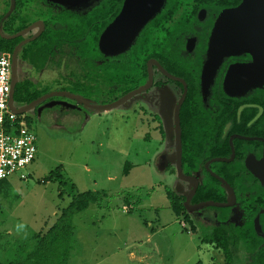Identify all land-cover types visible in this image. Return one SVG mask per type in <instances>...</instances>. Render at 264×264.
<instances>
[{
    "label": "rangeland",
    "instance_id": "1",
    "mask_svg": "<svg viewBox=\"0 0 264 264\" xmlns=\"http://www.w3.org/2000/svg\"><path fill=\"white\" fill-rule=\"evenodd\" d=\"M109 87L83 82L79 96L107 104ZM131 102L100 113L79 105L21 114L37 153L23 171L26 180L16 174L0 183V264L23 261L36 247L34 236L46 233L74 195L87 192L98 200L71 218L67 264H223L221 252L203 241V210L187 211L189 223L171 209L167 192L179 195L178 186L189 183L166 171L173 153L171 160L160 157L158 131L126 109ZM164 134L172 147L173 131Z\"/></svg>",
    "mask_w": 264,
    "mask_h": 264
},
{
    "label": "flooded vegetation",
    "instance_id": "2",
    "mask_svg": "<svg viewBox=\"0 0 264 264\" xmlns=\"http://www.w3.org/2000/svg\"><path fill=\"white\" fill-rule=\"evenodd\" d=\"M102 1L64 0L65 4L61 5L46 0H27L23 3L14 0V8L6 17L7 12L11 9L12 0H0V55L9 56L10 71L14 49L18 44L28 40L40 30L38 22H42L44 25L40 36L44 33L46 24L43 20L37 19L38 16L44 18L57 16L66 18L85 17L90 15L93 10L99 9ZM220 12L200 9L196 13L195 20L191 22L190 28L185 32L182 31L181 38L179 37L174 44L179 51V56L164 58L161 51H157L154 57L145 61L146 78L143 84L137 87H134L135 81L131 69L125 75L120 74L119 64L124 61L125 51L107 56L104 59H98L93 62L92 67H87L88 63L76 59L69 43H66L60 51H56L54 57L43 69H34L19 53L25 45L36 41L40 36L24 44L17 54V83L22 80H29L36 85L39 83L52 84L55 86L52 87L51 92H68L71 94H74L72 90L76 87L78 95H80L83 82L106 83L103 80L101 68L104 62L109 61L111 63L109 88L113 93V99L110 103H112L147 85L149 80L148 65L150 64L152 72L150 87L132 96L130 98L132 102L126 106V109H131L136 116L142 115V122L146 120L147 124L153 125L158 131L163 145V150L159 155L163 159L169 160L172 153L175 158V147L173 143L171 147L166 140L164 129L166 127L174 128V109L186 91L179 111L182 173L187 177L199 179V185L203 178L215 179L213 176H217L223 179L233 192L231 193L215 179L224 190V200L216 203L229 204L230 206L223 208L203 207L195 212L203 210L201 219L210 229L219 226L226 227L227 239L254 243L256 256H252L250 251L243 250L238 255L236 264H262L264 261V85L242 91L238 96L226 94L224 80L229 68L251 62V57L248 54H242L224 58L212 77V81L209 82L210 84L202 86L201 73L207 60L208 39ZM12 15L18 18V25L22 26L17 33L31 26L34 28L21 37L6 40L2 35L11 36L6 34L5 30L8 18ZM178 22L172 23L173 26ZM162 23L163 21L160 20L155 22V29H158ZM52 28H56V26L54 25ZM13 40L18 41L13 46L12 52H2L1 50ZM161 46L162 44H159V49ZM153 62L173 76L175 80L169 79L161 73ZM89 71H91L90 75H88ZM19 75L24 78L19 79ZM189 89H191V93H189ZM189 94H191L189 96L191 99L188 102V119L191 121V131L189 132L191 147L189 150L190 158L188 159L184 157L181 111ZM74 105L75 102L66 97H52L36 107L43 106L44 109L51 106H62L65 109L77 111L76 108H72ZM184 160L193 162L194 166L188 164L185 166ZM165 169L177 177L175 163L168 164ZM177 180L180 183H189L188 188L178 186V189L181 190L178 191L179 196L186 197L191 190L192 182L181 181L178 178Z\"/></svg>",
    "mask_w": 264,
    "mask_h": 264
},
{
    "label": "trees",
    "instance_id": "3",
    "mask_svg": "<svg viewBox=\"0 0 264 264\" xmlns=\"http://www.w3.org/2000/svg\"><path fill=\"white\" fill-rule=\"evenodd\" d=\"M27 0H19L24 2ZM29 1V0H28ZM43 1V0H42ZM242 0H165L161 11L150 20L139 32L131 46L124 52V61L119 64L120 74L125 75L130 69L133 72L134 87L143 84L146 78L145 61L154 57L157 51H161L163 57H178L179 51L174 46L178 38H181L182 31L190 28L191 22L195 20L196 13L200 10H212L219 12L224 9L233 8L240 4ZM123 0H103L99 9L85 17L66 18V17H40L46 24L44 33L34 42L25 45L19 53L22 58L33 66L36 70L43 69L56 51H60L62 46L69 43V47L76 59H80L92 67L93 62L104 59L98 47L101 34L106 27L116 18L121 10ZM115 17V18H114ZM163 23L155 29V22ZM179 21L173 26L172 23ZM56 28H52V26ZM67 25V26H66ZM22 26L18 25V18L10 16L6 24V34L17 33ZM18 40L10 41L2 52H12L13 46ZM159 44H162L159 49ZM157 47V48H156ZM109 60V58H107ZM111 63L104 62L102 66L103 80L111 83ZM91 74L89 71L88 75ZM57 84V83H56ZM52 84H34L29 80L19 81L15 86L14 101L19 106H24L36 100L40 96L51 92ZM57 89V88H56ZM63 90L62 88H59ZM72 93L78 95L76 87ZM191 93V89H189ZM191 94L188 95L181 111L182 143L184 147V157L190 158V139L191 131L188 119V102ZM194 166L193 162L184 160V165ZM54 177H60V169H56ZM199 185L191 204L204 201L222 202L224 200V190L222 185L213 178H203ZM171 209L184 218L185 221L192 223L191 216L187 215L184 208V196L175 195L167 192ZM97 194L92 192L77 193L73 196L68 207L62 210L56 222L48 228L45 234H36V247L23 261L11 262L9 264H67L70 252L71 237V218L84 211L90 203L97 202ZM128 204V202H125ZM139 203V200H136ZM228 238L226 227L219 226L212 229L207 227L203 241L214 245L215 249L221 252L224 259L223 264H236L238 255L244 251H250L252 256H256L253 242H238ZM200 264V263H198ZM264 264V261L262 262Z\"/></svg>",
    "mask_w": 264,
    "mask_h": 264
},
{
    "label": "water",
    "instance_id": "4",
    "mask_svg": "<svg viewBox=\"0 0 264 264\" xmlns=\"http://www.w3.org/2000/svg\"><path fill=\"white\" fill-rule=\"evenodd\" d=\"M46 1L54 4H65L64 0ZM164 1L165 0H124L119 14L106 27L100 36L98 42L100 52L105 56H113L126 51L142 28L161 11ZM13 8L14 0H12L11 9L7 12L6 17L9 16ZM38 25L40 26V30L28 40L18 44L12 54L11 88L8 107L15 114H24L33 107H36L38 104L52 97H66L75 102V105L72 106V108H76L77 110L80 109L78 106L82 105L84 108L95 113L108 112L117 109L119 106L126 103L132 96H135L150 87L152 83V72L149 64V80L147 85L112 103L103 105L90 104L79 95L68 92H51L42 95L27 105H17L14 101L15 86L17 84V54L24 44L31 42L40 36L44 25L42 22H38ZM33 28L34 26H31L14 35H2V37L6 40L16 39L27 34ZM242 54H248L251 57V62L248 64L232 66L227 71L224 80V90L229 96H238L242 91L264 85V0H242L238 6L224 9L219 13L208 39L207 60L201 73L202 86L204 87L210 84L209 82L212 81V77L224 58L239 56ZM153 63L156 64L155 62ZM156 66L166 77L175 80L173 76L165 72L158 64H156ZM185 93L186 91L174 109V128H165L166 132L170 130L173 131L175 158L173 157L172 160H174L176 166L177 178L181 181L192 182L191 190L185 197L183 204L184 208L188 212H195L203 207L223 208L230 206L229 204H221L211 201L191 204V199L199 185V179L185 176L181 169L182 148L179 111ZM213 177L233 193L223 179L217 176ZM177 190L181 191L180 189Z\"/></svg>",
    "mask_w": 264,
    "mask_h": 264
},
{
    "label": "built area",
    "instance_id": "5",
    "mask_svg": "<svg viewBox=\"0 0 264 264\" xmlns=\"http://www.w3.org/2000/svg\"><path fill=\"white\" fill-rule=\"evenodd\" d=\"M11 88L10 59L0 55V182L19 174L26 180L24 170L34 162L37 153L36 136L24 125L21 115L8 107Z\"/></svg>",
    "mask_w": 264,
    "mask_h": 264
},
{
    "label": "crops",
    "instance_id": "6",
    "mask_svg": "<svg viewBox=\"0 0 264 264\" xmlns=\"http://www.w3.org/2000/svg\"><path fill=\"white\" fill-rule=\"evenodd\" d=\"M40 82H42V81H40ZM36 159V158H35ZM2 182H4V181H2ZM1 183V182H0Z\"/></svg>",
    "mask_w": 264,
    "mask_h": 264
}]
</instances>
